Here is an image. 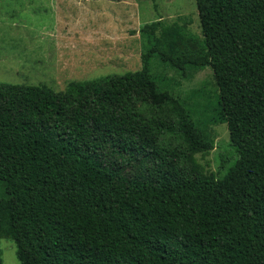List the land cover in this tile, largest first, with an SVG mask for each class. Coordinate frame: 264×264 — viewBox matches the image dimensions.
<instances>
[{"label":"trees","instance_id":"trees-1","mask_svg":"<svg viewBox=\"0 0 264 264\" xmlns=\"http://www.w3.org/2000/svg\"><path fill=\"white\" fill-rule=\"evenodd\" d=\"M195 3L202 38L143 25L135 72L63 91L0 83V238L19 264H264V0ZM155 56L212 70V120L236 154L221 177L152 78Z\"/></svg>","mask_w":264,"mask_h":264},{"label":"rangeland","instance_id":"rangeland-1","mask_svg":"<svg viewBox=\"0 0 264 264\" xmlns=\"http://www.w3.org/2000/svg\"><path fill=\"white\" fill-rule=\"evenodd\" d=\"M161 20L201 39L195 0H0V83L45 85L63 91L70 81L135 72L141 68L140 28ZM150 74L160 91L176 97L213 143L197 154L221 177L236 154L225 124L214 123L217 87L210 68H173L155 56ZM2 264H19L15 243L0 238Z\"/></svg>","mask_w":264,"mask_h":264}]
</instances>
